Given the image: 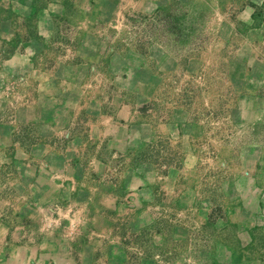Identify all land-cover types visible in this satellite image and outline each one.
Instances as JSON below:
<instances>
[{
	"label": "crops",
	"instance_id": "1",
	"mask_svg": "<svg viewBox=\"0 0 264 264\" xmlns=\"http://www.w3.org/2000/svg\"><path fill=\"white\" fill-rule=\"evenodd\" d=\"M114 4L0 0V264H135L128 251L137 249L136 237L154 234L149 201L158 173L149 171L158 168L130 161L138 148L166 134L201 144L188 148L193 168L207 148L221 152L233 171L224 180L227 210L217 218L213 208L202 209L199 177L186 174L198 190L187 194L194 216L203 224L224 217V226L238 227L245 240L257 232L264 237V0H242L237 20L247 27L233 52L236 131L219 141L211 140L203 120L188 121L186 111L163 113L158 123L144 116L139 103L152 100L160 86L153 71L142 68L135 53H107L101 37L85 28L75 62L41 63L60 23L73 18L85 27V11L102 13ZM139 70L149 73L146 81L138 79ZM155 234L165 240L164 229ZM138 248L139 264H153Z\"/></svg>",
	"mask_w": 264,
	"mask_h": 264
},
{
	"label": "rangeland",
	"instance_id": "2",
	"mask_svg": "<svg viewBox=\"0 0 264 264\" xmlns=\"http://www.w3.org/2000/svg\"><path fill=\"white\" fill-rule=\"evenodd\" d=\"M114 1L116 9L95 14L85 11V27L72 23L73 18L71 23H60L41 63L50 66L65 60L75 62L73 51L85 28V32L101 37L99 44L107 53H135L142 68L153 71V81L160 86L154 90L152 100L139 103L144 116L158 123L163 113L174 115L178 110L186 111L192 115L188 121L196 118L206 123V131L213 135L214 141L224 140V135L236 131V122L231 117L232 100L238 90L233 52L241 44L247 27L237 20L242 12V0ZM225 20L228 35L224 34ZM108 64L107 58L104 65L108 67ZM146 74L139 70L137 77L146 81ZM194 143L201 146L190 137L159 135L131 153V163H150L159 171H149L152 175L158 173L155 174L156 195L149 201L154 214L151 223L154 234L149 232L152 236L148 240L145 233L138 235L137 249L129 250V255L139 264L138 245H141L142 251L154 258L153 264H264V237L260 233L245 240L238 227L224 226V217L214 224H203L199 216H194L195 201L187 194L195 186L186 174L199 177L202 209L213 208L212 217L215 214L217 218L227 210L224 180L233 172L223 164L226 157L221 152L209 153L207 148L200 153V167L193 168L197 162L188 148H193ZM127 157L117 160H127ZM172 166L178 173L168 174L169 178L165 179V172ZM179 203L183 213L177 217ZM161 229L166 233L165 240L155 234Z\"/></svg>",
	"mask_w": 264,
	"mask_h": 264
}]
</instances>
